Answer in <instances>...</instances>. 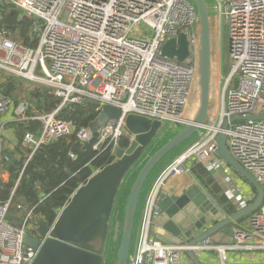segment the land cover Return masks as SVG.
Segmentation results:
<instances>
[{
	"label": "built area",
	"instance_id": "built-area-1",
	"mask_svg": "<svg viewBox=\"0 0 264 264\" xmlns=\"http://www.w3.org/2000/svg\"><path fill=\"white\" fill-rule=\"evenodd\" d=\"M212 1L217 47L222 20L227 28L229 70L202 134L171 161L145 200L141 242L133 264L180 263L187 251L204 264H230L228 253L264 252V197L257 211L239 223L224 243L207 237L195 244L186 240L169 245L150 232L152 219L159 213V194H175L180 180L193 177L195 164L202 165L229 194L237 192L234 178L225 171L228 165L217 153L220 131L232 157L264 185V118L228 122L222 128L225 120L264 112V0ZM9 4L19 16L32 20L30 34L36 42L26 46L0 31V77L27 82L31 90L48 87L59 101L44 111L37 109L34 98L0 93V158L7 132H15L9 126L12 123L38 124L21 139L28 149L24 152L27 163L41 145L72 133L95 151L110 149L113 158L116 147L122 146L119 139L125 137L129 143L132 138L123 128L128 113L166 123L184 114L194 89L196 65L197 12L190 0H0V22ZM179 33L186 34L189 55L183 61L162 56L163 43ZM85 103H91L98 116L108 104L119 107L120 115L96 129L95 124L75 128L71 120L59 117L65 109ZM69 157L75 154L69 152ZM19 178L8 195L0 197V264H30L36 254L25 241V235L37 226L34 208L23 217L16 216L19 221L8 219L11 206L17 212L24 209L22 203H13ZM35 188L42 190L39 184ZM39 197L41 201L45 194ZM254 198L248 194L236 201L237 210Z\"/></svg>",
	"mask_w": 264,
	"mask_h": 264
},
{
	"label": "water",
	"instance_id": "water-1",
	"mask_svg": "<svg viewBox=\"0 0 264 264\" xmlns=\"http://www.w3.org/2000/svg\"><path fill=\"white\" fill-rule=\"evenodd\" d=\"M190 1L197 12L194 89L187 105L190 111L169 123L128 113L123 128L132 137L129 143L125 147H116L114 157L78 185L51 225L37 219L38 238L32 237L33 244H30L36 254L30 264H130L134 227L145 192L154 176L177 156L182 146L202 134L213 109L218 57L216 9L212 0ZM160 54L183 61L189 55L186 34L179 33L177 37L167 39ZM105 108L93 129L120 115L118 109ZM263 118L264 112L237 116L225 120L222 128L225 130L228 122ZM217 142L218 155L243 181L255 188V198L228 217L195 177H192L194 183L175 194L161 192L159 213L152 219L150 229L153 227L155 238L164 244L186 240L195 244L213 237L225 227L237 224L242 217L248 218L261 205L264 185L232 157L224 131L218 133ZM186 256L193 264H204L191 251H187Z\"/></svg>",
	"mask_w": 264,
	"mask_h": 264
},
{
	"label": "trees",
	"instance_id": "trees-1",
	"mask_svg": "<svg viewBox=\"0 0 264 264\" xmlns=\"http://www.w3.org/2000/svg\"><path fill=\"white\" fill-rule=\"evenodd\" d=\"M6 5L3 8V19L0 22V31H4L14 41L26 46H33L36 38L30 34L32 20L24 16H19L18 10L13 5ZM15 83L9 77H0V93L9 96L15 90ZM28 98L35 99L37 109L50 111L58 103V98L54 96L48 87H36L29 91ZM16 103V101H15ZM59 117L71 120L75 128L91 127L96 123L98 113L91 103L77 105L72 110L65 109ZM38 125L34 122L12 123L9 126L15 128L17 143L11 150L5 147L0 158V171H7L9 178L3 181L0 177V197L8 195L14 182L19 178L13 203H22L23 211L33 209V221L40 218L47 225L54 221L59 209L66 203L70 194L85 182L93 170L100 168L112 159L110 149L95 151L89 144L79 142L75 134L60 137L48 144L41 145L25 163L24 152L28 149L23 147L21 139L23 134ZM122 146L128 144L125 137L119 139ZM69 152L75 154V158L69 157ZM8 157V160H5ZM25 165V167H24ZM22 171V173H21ZM193 177L207 189L211 196L215 197L217 204L227 215H232L237 211V207L221 193L220 189L213 182L209 173L203 170L202 165L195 164L191 167ZM42 188L38 191L35 185ZM256 193L255 188L250 186ZM40 193L45 194V198L40 201ZM16 209L11 206L8 213L10 221H19L20 218L13 215ZM17 212V211H16ZM242 217L237 223L246 220ZM236 224L225 227L222 231L231 234ZM238 226V225H237ZM34 232V231H33Z\"/></svg>",
	"mask_w": 264,
	"mask_h": 264
},
{
	"label": "crops",
	"instance_id": "crops-1",
	"mask_svg": "<svg viewBox=\"0 0 264 264\" xmlns=\"http://www.w3.org/2000/svg\"><path fill=\"white\" fill-rule=\"evenodd\" d=\"M16 91L13 90L12 91V95L15 97ZM25 96V95H24ZM20 96H16L15 98L18 99ZM17 137L15 136L14 133H10V131L7 132V138L5 139V142L3 144V147H8L9 149L13 150L14 146L16 145V141ZM225 171L227 173H230L229 175H231L234 178L235 183L237 184V187H239L241 185L240 182V177L238 175H236L230 168L226 167ZM161 176L160 172L158 174H156L150 184V186L148 187L147 191L144 194V202L143 205L141 207L140 213L136 219V223H135V227H134V239L132 242V249L129 255V263L133 264V260L137 257V253H138V249L140 246V242H141V236H142V229H143V223H144V216H145V208H144V204H145V200L148 197V194L152 188L153 185H155L156 181L159 179V177ZM0 177L3 181H7L9 178V174L7 171H0ZM213 182L215 184L218 185V187L221 188L222 193L228 198L229 201H231V203L233 205H235V202L238 201L241 198H247L248 194H254L255 193L251 190L250 186L247 184V189H244L241 185V187L239 189H237V192L234 193H228L227 192V188L223 185H219L218 183H216L214 180ZM192 183H194L193 179L191 177H185L182 180H180L179 185L176 188V192L177 193L180 189H182L183 187L187 186V185H191ZM206 191H208L206 189ZM208 194L211 196V194L208 192ZM244 196V197H243ZM211 198H213L215 200V197H213V195L211 196ZM216 201V200H215ZM239 223L236 224V226H234L233 231L231 234H227L225 232H223L222 230L219 231L218 233H216L213 237L214 241H217L219 243H224L227 242L228 239L233 236L235 233V231L237 229H239V226H237ZM238 227V228H236ZM154 235V234H153ZM228 263L230 264H264V252H257V253H252V252H238V253H228ZM169 264H193L191 262V260L186 256L185 259H183L182 262L178 263H174V262H170Z\"/></svg>",
	"mask_w": 264,
	"mask_h": 264
},
{
	"label": "rangeland",
	"instance_id": "rangeland-1",
	"mask_svg": "<svg viewBox=\"0 0 264 264\" xmlns=\"http://www.w3.org/2000/svg\"><path fill=\"white\" fill-rule=\"evenodd\" d=\"M219 49V51H218ZM217 52L219 54L217 59H216V73L217 75L215 74V77H214V82H213V92H212V97H213V109L212 111L215 109L216 107V99H217V94L218 92L220 91L221 89V86L223 84V79L226 77L227 75V72L229 70V66H230V63H229V59H228V38H227V28L224 24V20L221 21V27H220V34L218 36V47H217ZM15 91L16 90H19V92L16 91V93L14 94L15 97L16 96H20V95H25V96H31L30 94V90H31V85L29 83H18V82H15ZM32 91V90H31ZM106 108L107 107H111V108H114V109H118L120 111V108L115 106V105H112V104H108V105H105ZM105 106L103 107L102 111L104 110ZM105 108V109H106ZM190 111V108H186L184 114L182 115L183 116H186L187 113ZM211 111V112H212ZM196 139V137H193L191 138L188 142H186L182 148L180 149L179 153L184 150L186 147H188L194 140ZM178 155V154H177ZM174 158H171L169 163L160 171V174H162L166 169L167 167L170 165L171 161H173ZM229 167V166H228ZM230 168V167H229ZM231 169V168H230ZM232 170V169H231ZM233 171V170H232ZM234 172V171H233ZM235 173V172H234ZM236 174V173H235ZM240 182H241V185L244 186L243 188L244 189H247V182L243 181L242 179H240ZM229 183L230 184H233L234 182H232V179L229 178ZM241 185L238 187V189L241 187ZM220 189L221 193H222V190L220 187H215L213 188V190L215 191L216 189ZM25 214L24 211L22 212H16L14 211L13 215L15 216H21L23 217ZM150 232L152 233L153 232V227H151L150 229ZM153 234V233H152ZM25 241L28 243V244H33V238L31 235H28L26 234L25 235Z\"/></svg>",
	"mask_w": 264,
	"mask_h": 264
},
{
	"label": "flooded vegetation",
	"instance_id": "flooded-vegetation-1",
	"mask_svg": "<svg viewBox=\"0 0 264 264\" xmlns=\"http://www.w3.org/2000/svg\"><path fill=\"white\" fill-rule=\"evenodd\" d=\"M33 231H34V232H33ZM30 232H31L30 234H31L32 237H34V238H38V235H37L35 229L30 230Z\"/></svg>",
	"mask_w": 264,
	"mask_h": 264
},
{
	"label": "bare ground",
	"instance_id": "bare-ground-1",
	"mask_svg": "<svg viewBox=\"0 0 264 264\" xmlns=\"http://www.w3.org/2000/svg\"><path fill=\"white\" fill-rule=\"evenodd\" d=\"M10 7H11V5H10ZM216 18V22H217V17H215ZM216 34H217V24H216ZM215 56H216V54H215ZM216 58V57H215ZM216 75H217V73H216ZM244 197V196H243ZM236 228H238V227H236Z\"/></svg>",
	"mask_w": 264,
	"mask_h": 264
}]
</instances>
